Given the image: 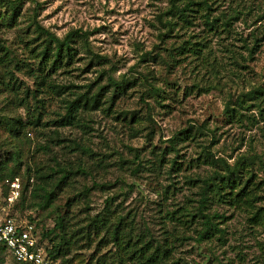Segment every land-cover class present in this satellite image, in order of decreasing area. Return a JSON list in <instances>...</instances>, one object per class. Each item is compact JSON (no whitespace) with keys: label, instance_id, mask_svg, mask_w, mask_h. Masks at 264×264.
<instances>
[{"label":"rangeland","instance_id":"rangeland-1","mask_svg":"<svg viewBox=\"0 0 264 264\" xmlns=\"http://www.w3.org/2000/svg\"><path fill=\"white\" fill-rule=\"evenodd\" d=\"M35 1L41 26L58 38L77 29L89 32L91 50L108 61L90 64L75 45L76 55L68 66L39 72L35 56L42 40L34 41L36 35L26 31L35 5L31 0H23L16 25L0 28L1 46L6 50L0 53V170L14 171L20 197L24 193L23 205L14 212L17 219H34L40 234L53 228L55 210L67 216L73 226L69 232H77L104 213L106 200L114 198L112 210L115 215H128L131 224L125 229L132 230L133 237L139 232L145 235L146 227L156 241L168 237L172 254L168 262L264 264V226L254 225L250 215L238 208L211 207V212L226 218L220 226L226 231L224 245L215 240L198 245L193 239H172L170 232L196 236L191 228L179 229L162 220L166 212L196 205L199 189L191 180L211 172L200 157L204 146L229 164L240 155L254 154L264 162V0H212V17L224 13L232 18L229 31H208L203 19L194 14L192 25L177 27L163 40L157 17L169 8L166 0ZM145 53L160 57L142 62ZM141 74L163 92L160 104L145 97L152 111L147 112L140 100L147 86L135 81L114 100L110 112L103 111L108 105L96 107L82 112L81 122L63 125L65 102L85 91V86L92 84L93 93L106 84L108 76L134 81ZM253 90L261 93L244 99L246 109L240 110L244 117L227 119L226 101L233 103ZM109 94L105 92L101 101ZM123 113H135L139 123L123 121ZM148 113L153 122L146 120ZM32 116L37 123H32ZM21 124L16 133L10 131V125ZM188 129L190 137L175 143L176 134ZM173 159L177 164L171 169ZM55 164L72 170L81 166L91 175L72 176L70 186L55 192L53 206L40 210L36 208L39 197L30 194L38 184L35 173L45 176L56 170ZM252 172L253 182L259 184L254 191L260 198L256 206L264 207V170L256 164ZM6 180L0 182V205L10 195ZM94 182L103 187H94ZM85 188L90 189L86 198L79 197ZM106 229L99 236L101 241L76 245L53 264H94L97 258L118 264V257L111 256L115 248ZM1 261L16 264L4 253Z\"/></svg>","mask_w":264,"mask_h":264},{"label":"trees","instance_id":"trees-1","mask_svg":"<svg viewBox=\"0 0 264 264\" xmlns=\"http://www.w3.org/2000/svg\"><path fill=\"white\" fill-rule=\"evenodd\" d=\"M35 5L32 8V13L28 17V24L26 31H32L36 35L34 41L37 38L42 40V49L37 53L35 57L38 58L37 69L39 72L43 70L51 73L56 71L62 66H68L76 55L77 45L79 49L86 55L88 62L107 63V58L93 52L90 48L89 35L87 31L80 29L73 30L67 33L63 38H58L54 33L45 29L37 21V13L39 4L35 0H31ZM169 8L158 15L157 21L164 30L160 40H163L164 36L171 34L177 27L186 29L192 25L194 14H198L200 19H203L205 27L208 31L216 32L219 28L222 31H229L230 23L224 13L219 14L217 17L211 16L212 0H166ZM211 1V3H210ZM23 6V0H0V28L1 27H13L17 23V18L20 16V12ZM4 47L0 42V53L4 52ZM249 52L251 49L248 50ZM150 54L145 53L141 55L140 60L145 62L147 60H155L159 58V55L149 57ZM104 75V72L101 73ZM135 81H142L147 89L141 94L140 100L145 105L147 112L152 111L150 104L146 102V98H152L156 104H160V100L163 99V92L160 88L151 83L150 78L146 74H141L140 77L135 78L134 81H130L123 77L121 81H116L111 76L107 77V82L103 86H98L96 92L92 93V84L85 86V91L76 96L73 100H67L65 102V113L61 117L64 121L63 125L71 126L81 122V113L86 110H91L96 107L108 105L103 111H111V107L114 100L123 95L130 85H134ZM96 85V82L95 84ZM93 85V86H94ZM54 89L60 88V86L54 85ZM69 89V88H67ZM105 92H109L110 96L105 101H101ZM253 93L260 94L261 91L253 90L252 93H248L247 96L242 95L241 99H236L233 103L226 101L223 113L227 119L239 120L244 117V114L240 110L246 109L244 107V99L254 98ZM146 97V98H145ZM34 116H32L33 118ZM122 120L128 121L132 124H138L140 119L135 113H123ZM145 118L148 122H153L150 113L145 114ZM121 120V121H122ZM20 122V121H18ZM37 123L38 118H33L32 123ZM149 125V124H148ZM22 128V124L18 126L10 125L11 132H17ZM152 133V130L148 133ZM191 130H183L178 132L174 137L175 143L181 142L190 137ZM212 142L215 143L213 137ZM203 160V164L211 168V172L204 177H197L191 180V183L198 187L199 199L195 202V206L188 207L182 206L172 211L166 212L162 220H167L170 224H175L179 229L187 230L193 229L195 238L189 236H180V232H170V237H182L183 240L193 239L195 243L200 245L203 242H209L215 240L221 245H224L226 241V231L221 228L222 221L226 218L223 214L217 212H211V207L215 205H230L234 208H238L250 215L249 220L256 226H264V207L256 206V201L260 199L256 196L254 191L258 188L259 184L253 182V167L257 164L260 169L264 170V162L261 158L254 155H240L233 164H229L224 158H216L210 150V147L204 146L200 156ZM15 161L19 162V154L16 153ZM175 159L171 161V169L176 166ZM139 165L137 166V168ZM56 170H49L48 174L39 175L35 173V177L38 180V184L31 188V196L39 197V202L36 204V208L40 210H46L53 206V200L55 198V192L62 187H68L70 178L76 175H91V172L85 170L81 166H78L76 170H72L67 167H61L55 164ZM133 174L139 173V170H133ZM4 177H8L6 180L7 188L10 181L17 178L16 173L12 170H0V182L4 180ZM7 179V178H6ZM245 179V180H244ZM94 187L102 188L103 184H93ZM29 187L27 183L26 190ZM249 188V189H248ZM90 191L89 188L81 190L78 194L79 197L86 198V195ZM38 193V194H37ZM24 193H22L20 199L16 200L11 206H8L3 200L0 205V210L6 208V212L17 217L14 212L18 206H22L25 200ZM114 198L106 200V206L104 213L97 214L91 218L86 226H83L81 230L77 232H69L70 221L67 216L60 214L59 211H55L56 214L54 220V226L50 230H46L44 233H38L36 226L33 225L34 219H28L27 224L33 227V235L37 241L38 246L43 249L46 257L44 264H53L54 261L60 260L64 257L73 247L76 245H83L85 243H91L95 239L99 238L103 229H106L110 234V240L114 245L115 252L111 256L118 257V264H173L168 262L172 260L171 245L168 244V237L161 240H154L148 228L147 233L144 235L141 232L133 237L132 230L125 229V225L128 223V215L122 217L119 214L115 215L112 210ZM67 206L69 204L67 203ZM135 216H133L134 219ZM132 222V220H130ZM195 226V228H193ZM173 229H175L173 227ZM165 231L163 234H166ZM151 237V239H150ZM148 238V240H147ZM48 240L49 244H44ZM153 240V241H152ZM7 254L4 249H0L1 254ZM210 261L205 264H209ZM0 264H3L1 261ZM25 264V263H16ZM94 264H105L100 258H97ZM217 264H222L217 261Z\"/></svg>","mask_w":264,"mask_h":264},{"label":"built area","instance_id":"built-area-1","mask_svg":"<svg viewBox=\"0 0 264 264\" xmlns=\"http://www.w3.org/2000/svg\"><path fill=\"white\" fill-rule=\"evenodd\" d=\"M10 195L5 202L11 206L20 197V182L14 178L9 183ZM0 249L16 262L25 264H44L46 257L33 235V227L9 215L6 208L0 210Z\"/></svg>","mask_w":264,"mask_h":264}]
</instances>
